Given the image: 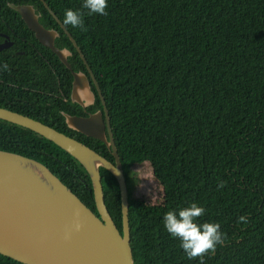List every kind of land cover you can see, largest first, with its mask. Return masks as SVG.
<instances>
[{"label": "trees", "instance_id": "16d2710c", "mask_svg": "<svg viewBox=\"0 0 264 264\" xmlns=\"http://www.w3.org/2000/svg\"><path fill=\"white\" fill-rule=\"evenodd\" d=\"M84 0H0V108L78 141L113 162L106 146L69 129L72 75L8 7L30 5L55 30V47L70 51L75 73L89 77L79 53L45 8L63 24L80 11L87 29L63 26L104 99L112 138L128 183L147 163L162 202L128 192L134 264H199L186 258L163 217L195 202L197 223H219L226 242L204 264H264V0H107V15H89ZM4 39L0 36V44ZM66 99V101H64ZM0 151L33 159L91 211L85 169L52 142L0 120ZM105 206L121 232L116 179L100 169ZM219 182L225 187L218 188ZM244 216L247 223H237ZM0 264H22L0 254Z\"/></svg>", "mask_w": 264, "mask_h": 264}, {"label": "water", "instance_id": "95a60500", "mask_svg": "<svg viewBox=\"0 0 264 264\" xmlns=\"http://www.w3.org/2000/svg\"><path fill=\"white\" fill-rule=\"evenodd\" d=\"M44 5L79 53L100 94L73 38L47 5ZM8 7L20 16L35 39L43 47L50 49L70 71L73 77L71 99L76 101L79 93H83L80 85L86 80V76L71 70L67 61L70 53L66 49L55 47L58 33L45 29L39 23V15L32 6L8 4ZM11 44L12 42L0 44V51L8 49ZM62 116L69 129L97 139L107 147L111 146L114 163L47 125L0 108V120L42 136L81 164L90 178L98 216L46 166L33 159L0 151V254L22 264H134L128 226V190L113 141L111 139L110 145L105 142L103 127L97 125L101 123L99 114L89 118L65 113ZM100 168L112 174L118 184L121 232L105 206ZM77 223L80 225L79 231L74 227Z\"/></svg>", "mask_w": 264, "mask_h": 264}, {"label": "clouds", "instance_id": "9594fccd", "mask_svg": "<svg viewBox=\"0 0 264 264\" xmlns=\"http://www.w3.org/2000/svg\"><path fill=\"white\" fill-rule=\"evenodd\" d=\"M107 7V0H84L83 3V8L88 10L89 15L106 16L108 14L106 11ZM63 24L65 26L71 25L73 28H80L82 31L87 30L84 26L83 14L78 10H66ZM8 67L5 63L0 70L7 71ZM223 187H225V184L219 182L218 188ZM204 214L205 208L193 202L189 206L180 208L179 210H170L163 217L166 231L172 238L180 241V247L186 258L198 260L199 264H204V257L206 255H213L217 247L226 242V235L221 232V225L219 223H197L198 218ZM247 222L248 219L244 216H241L237 221V223ZM74 227L76 231L80 230L78 223Z\"/></svg>", "mask_w": 264, "mask_h": 264}, {"label": "flooded vegetation", "instance_id": "af4514ba", "mask_svg": "<svg viewBox=\"0 0 264 264\" xmlns=\"http://www.w3.org/2000/svg\"><path fill=\"white\" fill-rule=\"evenodd\" d=\"M1 35H3L2 38L4 39V41L2 43L11 42L9 40L8 36H6L4 34H1ZM58 37H59V34L55 38V40ZM12 44H11L10 47H12ZM54 45H55V42H54ZM68 52L70 53V51H68ZM69 56H71V53L69 54ZM68 57H67V59H68ZM85 78H86V80L84 82H81V85H80V88L83 89V93H79V95L76 97V101H74V102L71 99V93H72V89H73L72 82H71L69 100H70V103L73 106L70 107V110L73 113H75L72 116H77V117H82V118H89L91 116H95V115L99 114L98 118H99V120H101V123L98 121L100 123V125L98 123H97V125H98V127L99 126L103 127L105 142L110 145L111 139L113 141L112 130H111V126H110V122H109L108 113H107V110H106L104 99L101 96V93L99 94V92L97 91L96 85L93 82V80L91 79V77L90 76L89 77L86 76ZM72 81H73V78H72ZM64 101H66V99H64ZM106 114H107V116H106ZM95 140H97V139H95ZM97 141H99V140H97ZM101 143H103V142H101ZM103 144L106 146L105 143H103ZM113 144H114V142H113ZM106 149L109 151L110 156L113 157V162L109 161V160L108 161L111 162V163H114V155H113V150L111 149V146L110 147L106 146ZM126 185H128V181L126 182ZM127 190H128V187H127ZM92 212L96 216H98L96 210L92 211Z\"/></svg>", "mask_w": 264, "mask_h": 264}, {"label": "rangeland", "instance_id": "374dc122", "mask_svg": "<svg viewBox=\"0 0 264 264\" xmlns=\"http://www.w3.org/2000/svg\"><path fill=\"white\" fill-rule=\"evenodd\" d=\"M127 187L128 192L134 198L143 200L148 204H159L162 202V187L153 177L147 163L134 168L132 179Z\"/></svg>", "mask_w": 264, "mask_h": 264}]
</instances>
